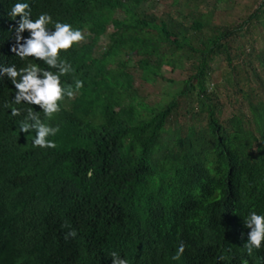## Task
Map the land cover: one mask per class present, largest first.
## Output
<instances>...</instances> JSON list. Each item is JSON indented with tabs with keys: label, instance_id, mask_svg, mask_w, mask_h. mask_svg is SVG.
Here are the masks:
<instances>
[{
	"label": "trees",
	"instance_id": "16d2710c",
	"mask_svg": "<svg viewBox=\"0 0 264 264\" xmlns=\"http://www.w3.org/2000/svg\"><path fill=\"white\" fill-rule=\"evenodd\" d=\"M164 1L0 0V64L25 63L11 51L17 24L7 13L17 2L29 3L33 19L48 13L86 37L61 52L75 69L62 85L74 88L79 79L84 86L50 120L41 112L60 129L49 137L55 149L33 147L35 133L19 132L26 112L13 117L3 107L15 88L0 77V264H112V252L129 264H264V245L252 255L244 248V220L253 211L264 215V49L254 54L251 39L247 53L231 48L243 29L263 32L264 0L239 24L220 28L193 4L177 13L180 21L138 14ZM202 29L209 35L201 37ZM232 53L259 63L258 73L240 64L259 84L251 87L247 76L242 84L239 66L230 68L224 95L244 110L220 120L209 64L222 55L231 65ZM132 59L143 83L182 59L191 73L168 101L149 106L132 86ZM72 229L77 236L66 240ZM181 243L185 250L173 260Z\"/></svg>",
	"mask_w": 264,
	"mask_h": 264
},
{
	"label": "clouds",
	"instance_id": "9594fccd",
	"mask_svg": "<svg viewBox=\"0 0 264 264\" xmlns=\"http://www.w3.org/2000/svg\"><path fill=\"white\" fill-rule=\"evenodd\" d=\"M7 16L17 24L14 28L15 45L11 51L25 63L19 68L16 64H0V77L6 76L15 88L14 99L6 102L3 107L10 109L13 117L26 112L19 122V132L35 133L32 139L33 147L55 149L56 143L49 137L56 136L60 129L58 126L46 124L41 119V112L45 119L50 120L61 111V102L65 98H74L84 86V82L79 79L74 81V88L71 85H62L61 77L74 74L75 69L70 62L61 59V52H67L74 45L86 42V37L80 29H74L69 23L54 21L48 13H41L33 19L29 3H15ZM50 24L54 27L49 28ZM25 31L29 33L27 38L21 35ZM36 61L42 62L47 68L41 67ZM21 103L36 106L39 111H35L33 107L21 109L14 106ZM244 226L250 229L244 248L248 255H252L254 249L259 250L264 245V215L251 212L244 220ZM76 236V230L72 229L65 234V239ZM184 250L185 247L181 243L172 259L179 260ZM110 256L112 264H129L127 259H121L116 252H112Z\"/></svg>",
	"mask_w": 264,
	"mask_h": 264
},
{
	"label": "rangeland",
	"instance_id": "374dc122",
	"mask_svg": "<svg viewBox=\"0 0 264 264\" xmlns=\"http://www.w3.org/2000/svg\"><path fill=\"white\" fill-rule=\"evenodd\" d=\"M258 2V0H222V2L219 3L216 7L212 8L211 5L213 3V0H177V3L175 5H171V1L167 0L162 3L155 2L143 5L138 8V14L146 13L156 16L169 14L171 15L172 19H178L180 21L181 19L177 17V13L184 14L186 10L183 8V6H191L193 4L196 5V8L197 10H199L198 12L200 14H210V25H215L220 28L223 26H232L239 24L257 7ZM189 21L190 19H184L185 25H188L190 23ZM260 29L262 28L257 26L255 30L249 29L248 33H246L247 29H243L240 33V35L243 36L241 38H235V40L231 42V48L234 50L236 47L241 46L242 49H244V52L247 53L249 51V40L251 39L253 40L254 54L258 51H262L264 49V30L260 33ZM109 30L110 27L107 29V31ZM252 31L253 35H250ZM259 33L260 35L262 34V37H260ZM199 34L201 37H206L207 35H209V32L206 29H202ZM106 42L107 40L105 38H101L96 44V47H98L99 50L102 51L106 45ZM192 45L196 48L199 47L198 43H192ZM234 55L235 54H233L231 65H228L226 63V60L222 55L213 58L212 62H210L209 64L211 76L208 82L210 89H214L217 91L218 102L221 103V112L219 115L220 120L226 119L230 114L237 110V107L241 111L244 110L240 103V105L238 106L237 99L232 97L229 98L230 102L233 101V103L231 104L228 102V98H226V96L224 95L226 92L224 89L225 84L223 83V78L224 75L228 73L230 68L234 66H236L237 68V66H239V70L241 71L239 81L242 84L243 80L247 78L249 79L248 81L251 87L257 88L259 84L258 79H254L250 71L245 70L240 65L241 63H244L247 67H250L256 73H258L260 70L259 63L244 54L239 56L237 55V57H235ZM135 61L136 59L131 60L127 70L133 76L132 86L136 90L137 96L149 106H154L157 103L162 104L168 101V93L174 92L177 87L181 86V81L185 80L186 77L191 73L188 70L189 63L186 60L182 59L181 62L176 64L175 68H173L172 70L169 67H161V79H158L153 83H143L139 79L140 72L137 68H135ZM183 102L186 103V100H184ZM183 102H181V112H183L182 108H185ZM177 117L178 125H187L185 117H179L178 115Z\"/></svg>",
	"mask_w": 264,
	"mask_h": 264
}]
</instances>
